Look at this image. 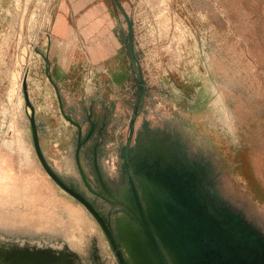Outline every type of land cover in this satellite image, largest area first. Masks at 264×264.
<instances>
[{
    "label": "rangeland",
    "instance_id": "1",
    "mask_svg": "<svg viewBox=\"0 0 264 264\" xmlns=\"http://www.w3.org/2000/svg\"><path fill=\"white\" fill-rule=\"evenodd\" d=\"M79 9L0 0V250L51 248L67 264H122L94 215L42 166L24 84L47 162L97 209L116 212L79 169L94 190L96 166L104 181L123 184L137 108L133 145L147 133L166 140L205 168L217 202L264 234V0H98ZM70 26L84 64L62 83L51 34Z\"/></svg>",
    "mask_w": 264,
    "mask_h": 264
},
{
    "label": "flooded vegetation",
    "instance_id": "2",
    "mask_svg": "<svg viewBox=\"0 0 264 264\" xmlns=\"http://www.w3.org/2000/svg\"><path fill=\"white\" fill-rule=\"evenodd\" d=\"M130 134L131 128L123 148V184L104 181L95 164L100 190H94L79 169L86 189L115 208L112 213L95 207L109 226L114 220L120 225L119 232L110 230L123 264V251L131 247L137 264H264V234L217 202L203 166L162 138L147 133L133 145Z\"/></svg>",
    "mask_w": 264,
    "mask_h": 264
},
{
    "label": "water",
    "instance_id": "3",
    "mask_svg": "<svg viewBox=\"0 0 264 264\" xmlns=\"http://www.w3.org/2000/svg\"><path fill=\"white\" fill-rule=\"evenodd\" d=\"M24 94H25V101L26 105L31 109L32 113L30 115V124H31V129H32V137H33V143H34V148L36 151V154L46 170V172L49 174V176L65 191H67L69 194H71L73 197H75L77 200H79L93 215L94 217L98 220L100 223L102 229L104 230L105 234L107 235L109 241L111 242L114 251L117 252L118 250V245L117 242L112 235V231L110 230V226L106 222V220L102 217L99 216V212L96 210L95 206L90 203L82 194H80L78 191L75 190L74 186L72 183H65L57 174L56 172L51 168L49 163L47 162L39 141V134H38V129L36 126V121H35V110L32 104L29 101L27 90H26V84H24ZM138 116V109L135 110L132 119H131V134L130 138H132V135L134 133V127H135V121ZM73 122V120H70ZM77 127L81 129V127L77 124ZM81 135V134H80ZM130 145V140L128 141V146ZM82 144L79 143L78 151H77V161L79 163V152L81 149ZM80 167V166H79ZM81 169V168H80ZM116 231H120V225L116 223ZM123 243L125 245V241L123 240ZM127 254L129 256L128 258V264H137V256L134 253L133 249H126ZM21 256V255H20ZM15 256L13 253L8 252V251H2L0 250V264H67L66 259L62 255L61 251H56L51 248H40L37 249L35 248L34 252H29L28 255H23V256ZM118 256L121 260V257L118 253ZM23 257V258H22ZM127 259V258H126ZM122 262V261H121ZM123 264V263H122Z\"/></svg>",
    "mask_w": 264,
    "mask_h": 264
},
{
    "label": "crops",
    "instance_id": "4",
    "mask_svg": "<svg viewBox=\"0 0 264 264\" xmlns=\"http://www.w3.org/2000/svg\"><path fill=\"white\" fill-rule=\"evenodd\" d=\"M98 0H68L70 5H75V8H78V12H81L79 8H84L85 6L88 7L91 3L97 2ZM74 7H72V10ZM75 11V10H74ZM75 13V12H74ZM77 13V12H76ZM87 12H83L84 16ZM79 14V13H78ZM87 15V14H86ZM75 31L74 27H66V30L64 31L63 34L59 33V29L56 27L53 33L51 34V38L56 41V48L55 50H51L52 55H54V58L52 60V73H57L56 77L57 80L62 82V83H67L71 82V78H75L78 74V67H81V64L77 58L74 57V52H75V44L73 43V32ZM123 45H120L117 47V49H121ZM77 47V45H76ZM78 51V48H77ZM56 56H58L56 58ZM90 65L95 66V67H104L105 65L102 64V61H96L92 60L90 61ZM119 61L117 63L113 64V66L119 65ZM87 66V65H86ZM107 73V76L102 75V78L106 79V82H114V80H118L117 78H113V76H109L108 72L106 70H100V73ZM111 73V72H110ZM55 77V78H56ZM61 78V79H60ZM56 80V81H57ZM80 102V101H79ZM78 102V103H79ZM77 109V108H76ZM81 109H78L75 111V113H79ZM74 113V112H71ZM73 124V122H71ZM77 126V124H76ZM80 126V125H79Z\"/></svg>",
    "mask_w": 264,
    "mask_h": 264
},
{
    "label": "bare ground",
    "instance_id": "5",
    "mask_svg": "<svg viewBox=\"0 0 264 264\" xmlns=\"http://www.w3.org/2000/svg\"><path fill=\"white\" fill-rule=\"evenodd\" d=\"M225 120H226V119H225ZM218 123H219V122H218ZM123 226H124V225H123ZM126 226H127V225H126ZM126 226H125V227H126ZM128 229H129V228H128ZM132 229H133V228H132ZM128 234H129V233H128ZM128 238H129V236H128ZM132 238H133V237H132ZM130 239H131V238H130ZM134 239H135V238H134ZM132 245H133V244H132ZM137 246H139V245L137 244ZM140 246H141V245H140ZM140 246H139V247H140ZM131 248H132V247H131ZM142 251H143V250H142ZM147 251H148V250H147ZM149 252H150V251H149ZM149 252H148V253H149ZM150 253H151V252H150ZM138 255H139V254H138ZM140 255L142 256V254H140ZM144 255H145V253H144ZM138 259H139V258H138ZM143 259H144V256H143ZM139 260H141V258H140ZM146 260H147V259H146ZM146 260H141V261H146ZM146 262H147V261H146ZM144 263H145V262H144ZM148 264H149V262H148Z\"/></svg>",
    "mask_w": 264,
    "mask_h": 264
}]
</instances>
